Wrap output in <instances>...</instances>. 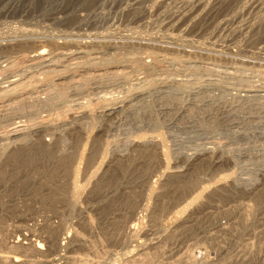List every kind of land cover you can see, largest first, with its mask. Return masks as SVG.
Returning <instances> with one entry per match:
<instances>
[{"label":"rangeland","instance_id":"1","mask_svg":"<svg viewBox=\"0 0 264 264\" xmlns=\"http://www.w3.org/2000/svg\"><path fill=\"white\" fill-rule=\"evenodd\" d=\"M11 1L0 0V264H264V173L237 151L247 147V159L264 160L248 147L264 142V126L247 133L209 118L205 127L218 130L174 134L164 123L153 131L147 124L99 117L103 104L156 84L133 80L151 69L176 75L188 88L226 87L224 102L252 111L257 104L238 102L236 90L264 87V10L244 7L249 0H203L211 5L181 33L167 23L182 0H164L163 12L148 0ZM38 48L47 53L37 56ZM93 83L104 88L92 91ZM49 102L53 107H45ZM83 113L88 121L75 122ZM6 116H22L25 130L9 132L2 123ZM64 120L76 123L75 129L39 134L31 128ZM14 137L20 139L9 142ZM185 140L200 146L177 147ZM205 145H211L208 154ZM36 148L50 158L30 164L40 171L28 179L29 166L12 157ZM57 157L69 160L65 177L53 170ZM46 176L53 179L49 184ZM61 185L66 191L58 199ZM61 232L64 239L54 245ZM57 252L62 260H54Z\"/></svg>","mask_w":264,"mask_h":264},{"label":"bare ground","instance_id":"2","mask_svg":"<svg viewBox=\"0 0 264 264\" xmlns=\"http://www.w3.org/2000/svg\"><path fill=\"white\" fill-rule=\"evenodd\" d=\"M2 1V0H1ZM6 1V0H5ZM14 1V0H13ZM11 1V2H13ZM16 1V0H15ZM20 1V0H19ZM29 1V0H28ZM56 1V0H55ZM63 1V0H62ZM169 1V0H168ZM174 1H178L179 0H174ZM174 1L173 4L175 3ZM209 1V0H207ZM214 3H216L218 1L217 4H219L221 1L223 0H212ZM227 1V0H226ZM235 1V0H234ZM58 2V1H57ZM182 3V5H177L174 4L177 8L178 6L180 7L177 11L176 9V13H174L170 20H168V27L172 26V29L176 28L178 31H182L181 33H183V31L185 30H188V26L190 25V22L192 21V23L194 22L193 21V18L196 16L197 19H198V15L201 14L202 11L204 10H207L206 7L207 6H210V5H207V3L203 0H182L180 1ZM211 2V0H210ZM8 3V1H7ZM56 3V2H55ZM143 3V2H142ZM148 3H149V6H153V8H155L156 10H159L160 12L162 10L160 9H163L164 11V8L167 7V3L166 1L164 0H148ZM181 3H178V4H181ZM170 4V3H168ZM225 4V3H224ZM243 4V3H242ZM144 5V4H143ZM207 5V6H206ZM213 5V4H212ZM215 5V4H214ZM246 5V4H245ZM144 6H147L144 5ZM169 6V5H168ZM172 6V5H171ZM56 7V6H55ZM60 7V6H58ZM141 7H142V4H141ZM175 7V8H176ZM244 7H251V8H254L256 10H258V12L262 9V11L264 10V0H249V3H248V6H244ZM148 9V7H146ZM145 8V9H146ZM151 8V7H150ZM149 8V9H150ZM152 8V9H153ZM174 7H172L173 9ZM174 8V10H175ZM210 8V7H209ZM61 9V8H60ZM146 9V10H147ZM154 9V10H155ZM171 9V10H172ZM240 9V8H238ZM80 10V9H79ZM141 10V8H140ZM139 10V11H140ZM151 10V9H150ZM149 10V12H151ZM168 10V9H167ZM245 10V8H244ZM75 11V9H74ZM77 11V10H76ZM162 11V12H163ZM170 11V10H169ZM144 12V11H143ZM207 12V11H206ZM205 12V13H206ZM224 12V11H223ZM228 12V11H226ZM255 12V11H254ZM257 12V11H256ZM255 12V13H256ZM261 12V11H260ZM147 13V12H146ZM204 13V12H203ZM214 13V12H213ZM264 13V12H263ZM53 14V13H51ZM143 14V13H142ZM150 14V13H149ZM154 14V13H153ZM169 14V13H168ZM259 14V13H258ZM67 15V14H66ZM81 15H82V12H81ZM139 15V14H138ZM141 15V14H140ZM164 15V14H163ZM221 15V14H220ZM260 15V14H259ZM257 15V16H259ZM151 16V15H149ZM207 16V14H206ZM264 16V15H262ZM80 17V16H79ZM159 17V16H158ZM195 17V18H196ZM200 17V15H199ZM202 17V16H201ZM213 17V16H212ZM160 18V17H159ZM210 18V17H208ZM57 19V18H56ZM59 19V18H58ZM151 19V18H150ZM256 19V18H255ZM62 20V18H61ZM162 20V19H161ZM195 20V19H194ZM199 20V19H198ZM207 20V19H206ZM223 20V18H222ZM221 20V21H222ZM245 20V19H244ZM259 20V19H258ZM165 21V20H164ZM167 21V20H166ZM202 21V20H201ZM212 21V20H211ZM224 21V20H223ZM222 21V23H223ZM238 21V20H237ZM252 21V20H251ZM153 22V21H152ZM156 22V21H155ZM161 23V22H160ZM206 23V22H205ZM219 23V22H218ZM216 22V24H218ZM254 23V22H253ZM258 23V22H257ZM157 24V23H156ZM155 24V25H156ZM163 24V22H162ZM165 24V25H167ZM194 24V23H193ZM201 24V23H200ZM220 24V23H219ZM218 24V25H219ZM236 24V23H235ZM241 24V23H240ZM247 24V23H246ZM239 25V23H238ZM258 25V24H257ZM262 25V24H261ZM252 26V25H250ZM199 27V26H198ZM260 27V26H259ZM127 28V27H126ZM157 28V27H156ZM200 28V27H199ZM215 28V26H214ZM241 27H239L240 29ZM255 28V27H254ZM201 29V28H200ZM251 29V28H250ZM129 30V29H128ZM128 30L126 32H128ZM175 30V31H177ZM193 30V29H192ZM197 30V29H196ZM229 30V29H228ZM237 30V29H236ZM235 30V32H236ZM136 31V30H135ZM154 31V30H153ZM177 31V32H178ZM195 31V30H194ZM193 31V32H194ZM198 31V30H197ZM196 31V32H197ZM125 32V33H126ZM217 32V30H216ZM245 32V31H243ZM249 31H247L248 33ZM31 33V32H30ZM156 33H158L156 31ZM168 33V31H167ZM208 33V32H207ZM211 33V32H210ZM237 33V32H236ZM251 33V32H250ZM123 34V33H122ZM128 34V33H127ZM131 34V33H130ZM164 34V33H163ZM178 34V33H177ZM235 34V33H234ZM124 35V34H123ZM126 35V34H125ZM137 35V34H136ZM157 35V34H156ZM161 35V34H160ZM174 35V34H173ZM172 35V36H173ZM180 35V34H179ZM227 35V34H226ZM264 35V34H263ZM33 36V35H32ZM79 36V35H78ZM122 36V35H121ZM170 36V35H169ZM178 36V35H177ZM186 36V35H185ZM210 36V35H209ZM140 37V36H138ZM148 37V36H147ZM171 37V36H170ZM180 37V36H179ZM211 37V36H210ZM256 37V36H255ZM73 38V37H72ZM172 38V37H171ZM170 38V39H171ZM175 38V36L173 37ZM191 38V37H190ZM189 38V39H190ZM224 38V37H223ZM68 39V38H67ZM70 39V38H69ZM120 39V38H119ZM130 39V38H129ZM139 39V38H137ZM166 39V38H165ZM164 39V40H165ZM179 39V38H178ZM208 39V38H207ZM240 39V38H239ZM246 39V37H245ZM253 39V38H252ZM258 39V38H257ZM76 40V39H75ZM173 40H176V39H173ZM172 40V42H173ZM183 40V39H182ZM219 40V39H218ZM228 40V39H227ZM243 40V39H242ZM250 40V39H249ZM132 41V40H131ZM130 41V42H131ZM134 41V40H133ZM136 41V40H135ZM169 41V40H168ZM178 40H176L177 42ZM181 41V39H180ZM247 41V40H246ZM74 42V41H73ZM125 42V41H124ZM129 42V43H130ZM166 42V40H165ZM179 42V41H178ZM77 43V42H76ZM6 44V43H5ZM175 44V43H174ZM194 44V43H193ZM220 44V43H219ZM218 44V45H219ZM249 44V43H248ZM53 45V44H52ZM124 45V44H123ZM183 45V44H182ZM211 45V43H210ZM178 46V45H177ZM195 46V45H194ZM180 47V46H179ZM111 48V47H110ZM183 48V47H182ZM198 49V48H197ZM202 49V48H201ZM207 49V48H206ZM209 49V48H208ZM219 49V48H218ZM12 50V49H11ZM70 50V49H69ZM184 50V49H183ZM218 51V50H217ZM47 53L45 51L44 48H38L37 50V56H41L42 55L44 56V54ZM73 53V52H72ZM32 55V54H31ZM50 56V55H49ZM28 57V56H27ZM36 62V61H35ZM122 62V61H121ZM122 65V64H121ZM146 65V64H145ZM123 67V66H122ZM51 68V67H50ZM48 69V68H47ZM106 70V68H105ZM165 70H167V68H165ZM173 70V69H172ZM136 74V73H135ZM176 74V73H175ZM181 74V73H180ZM183 74V73H182ZM112 75V74H111ZM60 76V75H59ZM179 77H176V75L174 76V74H171L169 72H166V71H161V70H154V69H151V70H146L142 73H139L137 76H135L133 78V80L138 81H146V80H156V84L154 85H150L149 87H146V88H140V89H136L134 91H132L128 96H125L123 98H120L118 99L114 104H103V106L100 108V111H99V117L103 119V121H107L113 117H118L120 120H123V121H130L132 123H134L135 125H138V124H147L149 127H151L154 131L155 128H158L160 123H164V124H167L168 127H172L171 128V132L172 133H194V134H200V133H206V131H208V129L213 132V131H216L218 130V126L215 125V124H212L210 126L207 125V127H205V123L204 121H208L209 118L213 119V120H217L219 119L222 123H224V125L228 128V130H232V129H241L243 132H247L252 130V129H257V127L259 128L262 127L264 125H262L264 123V104H260L259 103V100H262L264 102V87L263 86H247V85H243L242 87H240L239 89L236 90V97L238 100V102H241V101H244V103H248L249 102H252L254 101V103H256L257 107L259 106L260 110L257 111V107L256 108H253L252 111H251V106L249 107L248 106V109H244V108H241L243 106H235L233 104L235 103H229V102H224L222 99V95L224 93H226V91L228 90V88L226 89V87H216L215 85H211V84H207L206 86H199V87H192V88H188L186 87L184 84L180 83L179 82ZM60 79V78H59ZM65 79V78H64ZM95 79V78H94ZM109 79H110V76H109ZM121 79V78H120ZM187 79V78H186ZM230 79V78H229ZM109 81V80H108ZM220 81V80H219ZM236 81V80H235ZM13 82V81H12ZM15 82V81H14ZM57 82V81H56ZM225 82V81H224ZM246 82V81H245ZM97 83V82H96ZM118 83V81H117ZM15 84V83H14ZM137 84V83H136ZM139 84V83H138ZM137 84V85H138ZM142 84V83H141ZM146 84V83H145ZM191 84V83H190ZM189 84V85H190ZM107 85V84H106ZM118 85V84H116ZM147 85V84H146ZM8 86V85H7ZM129 86V85H128ZM193 86V85H192ZM6 87V86H4ZM2 87V88H4ZM104 88V86L100 83V84H95L93 83L92 85H90V89L95 90H99L100 88ZM142 87V86H141ZM191 87V86H190ZM1 88V87H0ZM85 88V86H84ZM81 89V88H80ZM117 89V88H116ZM24 90V88H23ZM106 90V89H105ZM132 90V89H131ZM213 90L216 91H219L220 94H219V97L217 96L216 98H214L213 100H210V99H207V95L209 93H211ZM234 90V89H233ZM34 91V90H33ZM32 91V92H33ZM116 91V90H115ZM24 92V91H23ZM35 92V91H34ZM98 92V91H97ZM100 92V91H99ZM105 92V91H104ZM103 92V93H104ZM112 92V91H111ZM218 92V93H219ZM228 92V91H227ZM22 93V92H21ZM36 93V92H35ZM77 93H73L71 94L72 96H77ZM102 93V94H103ZM107 93V92H105ZM109 93V92H108ZM26 94V93H25ZM229 94V93H228ZM13 95V94H12ZM93 95V94H92ZM95 95V94H94ZM100 95V94H99ZM98 95V97H99ZM233 95V94H232ZM70 96V95H69ZM96 96V95H95ZM124 96V95H123ZM229 96V95H227ZM226 96V97H227ZM91 97V96H90ZM103 97V96H101ZM107 97V96H105ZM189 97V99H184ZM232 97V96H231ZM230 97V98H231ZM50 98V97H49ZM74 98V97H73ZM76 98V97H75ZM113 98V97H112ZM212 98V97H211ZM228 98V97H227ZM229 98V99H230ZM235 98V99H236ZM4 99V98H3ZM64 99V98H63ZM104 97L102 98V101H103ZM42 100V99H41ZM80 100V99H79ZM98 100V99H97ZM232 100V99H231ZM106 101V99H105ZM109 101V100H107ZM186 101V102H184ZM236 101V100H235ZM234 101V102H235ZM2 102V101H1ZM58 102V101H57ZM72 102V101H71ZM243 103V102H242ZM4 104V103H3ZM79 104V103H78ZM239 104V103H238ZM247 104V105H248ZM102 105V104H101ZM255 105V104H254ZM7 106V104H6ZM85 106V105H84ZM96 106V105H95ZM253 106V105H252ZM45 107H53V104L52 102H49V103H46L45 104ZM87 107V106H86ZM85 107V108H86ZM5 108V107H4ZM85 108H82V111L84 109L85 111ZM250 108V110H249ZM8 110V109H7ZM44 110V109H43ZM55 112V109L53 110ZM58 111V110H57ZM80 111V110H79ZM88 111V110H87ZM98 111V110H97ZM75 112V111H74ZM73 112V113H74ZM82 113V112H81ZM96 113V112H95ZM76 114V113H75ZM88 114V113H87ZM263 114V115H261ZM41 115V114H40ZM97 116V115H96ZM37 118V117H36ZM72 118V117H71ZM90 116L89 115H85L83 113L82 117L77 119V120H74L75 122H82L84 120L88 121L87 119H89ZM99 118V120H100ZM204 118V119H203ZM215 118V119H214ZM4 121H2V123H4L5 125V128H8V131H16L18 132L17 130H21V129H24L25 130V121L26 120H22V116H6V118H3ZM40 120V118H39ZM248 120H254V121H257V124L258 125H252L251 124V121H248ZM101 121V120H100ZM116 121V120H115ZM118 122V121H116ZM212 122V121H211ZM32 123V122H31ZM104 123V122H103ZM120 123V122H119ZM123 123V122H122ZM76 123H73V122H68L67 120H64V121H61L60 123H58L57 125L53 126V127H49V126H44L42 123L40 124H37V125H34L32 126V130L34 131H44V130H55V131H63V130H67V129H71L72 126H75ZM81 125V124H80ZM114 125V123H113ZM256 126V127H255ZM113 127V126H111ZM169 127V128H170ZM29 128V127H28ZM77 128V126H76ZM168 128V129H169ZM72 129H75V128H72ZM140 129V128H139ZM143 129V128H142ZM28 130V129H27ZM30 130V128H29ZM48 130V131H49ZM95 130V129H94ZM99 130V129H98ZM150 130V129H149ZM158 130V129H157ZM7 131V132H8ZM9 131V132H10ZM71 131V130H70ZM74 131V130H73ZM93 131V130H91ZM143 131V130H142ZM159 131V130H158ZM66 132V131H65ZM144 132V131H143ZM20 133V132H19ZM18 133V134H19ZM39 133V132H38ZM51 133V132H50ZM76 133V132H75ZM228 133V131H227ZM28 134V133H27ZM29 134H30V131H29ZM33 134V133H32ZM40 134V133H39ZM53 134V133H52ZM79 134V133H78ZM83 134V133H82ZM90 134V133H89ZM100 134V133H99ZM226 134V133H225ZM238 134V133H237ZM241 134V133H240ZM245 134V133H243ZM14 135V134H13ZM170 135V134H169ZM188 135V134H187ZM263 135V134H262ZM9 136V135H8ZM47 136V135H46ZM52 136V135H51ZM103 136V135H102ZM207 136V135H206ZM81 137V136H80ZM181 137V136H180ZM197 137V136H196ZM48 138V137H47ZM188 138V136H187ZM18 139H20L19 137H14L12 139H9L11 141L9 142H15L17 141ZM214 139V138H212ZM6 140V139H5ZM152 140V139H151ZM208 140V139H207ZM206 140V141H207ZM217 140V139H216ZM220 140V139H219ZM77 141V140H75ZM140 141V140H139ZM202 141V140H201ZM213 141V140H212ZM177 142V141H176ZM211 142V140H210ZM216 142V141H215ZM214 142V143H215ZM231 142V141H230ZM87 143V142H86ZM134 143V141H133ZM132 143V144H133ZM219 143V142H218ZM253 143V142H252ZM59 144V143H58ZM131 144V146H132ZM147 144V143H146ZM153 144V143H152ZM207 144H211V143H207ZM221 144V143H220ZM226 144V143H225ZM177 147H180V148H185V149H189V148H192V151L193 149L195 148H198L200 145L198 144V140L197 142L194 140V141H181L180 143L178 142V144H176ZM214 145V144H213ZM216 145V144H215ZM218 145V144H217ZM216 145V146H217ZM224 145V144H223ZM241 145V144H240ZM86 146V145H85ZM84 146V147H85ZM209 146V145H208ZM211 146V145H210ZM207 147L206 145L204 146L203 148V152L205 154H208L211 152V147ZM232 146V145H231ZM37 147V146H36ZM223 146H221L222 148ZM248 147L252 148V147H255L256 148V151L257 152H261L262 154H264V142L263 143H260L258 145H252L251 146L249 145ZM39 148V146L37 147ZM36 148V149H37ZM60 148V147H59ZM216 148V147H215ZM220 148V150H221ZM58 149V148H57ZM123 149V148H122ZM228 149V145L227 146H224L222 148V150H227ZM45 150V149H44ZM43 149H37L35 150V152H26L23 154V156H21L20 154L18 155V153H16L15 155V158L12 157V159H16L17 161H21L23 162V165L24 167H28L30 164L32 163H36L37 160H43V159H49L50 158V153H48L46 150V152L44 151ZM61 150V149H60ZM75 150V149H74ZM82 151V150H81ZM84 151V150H83ZM82 151V153H83ZM214 151V150H213ZM237 151L239 152V156L238 158L241 159L243 162H247L249 163V165H256L258 167V171L264 173V160H261V162H257L256 160H250V159H247V152H249L248 148L247 147H243V148H237ZM51 152V151H50ZM58 152V151H57ZM202 152V151H199V153ZM22 154V152H21ZM124 154V153H123ZM198 154V153H197ZM82 155V154H81ZM80 153H79V158H80ZM199 155V154H198ZM204 155V154H203ZM202 155V156H203ZM21 156V158L19 157ZM74 156V155H73ZM76 156V155H75ZM120 156V154L118 155ZM53 157V156H52ZM77 157V156H76ZM204 157V156H203ZM19 158V159H18ZM58 158V157H57ZM55 160V163H54V166H55V169L53 167V170L55 171V174L57 173V177L59 175L61 176H64L65 173H66V170L68 169L67 167L68 166V159H66V157H63V159H57ZM61 158V157H60ZM65 158V159H64ZM73 158V157H72ZM197 158V157H196ZM237 158V159H238ZM71 159V158H70ZM238 159V160H239ZM13 160V161H14ZM79 160V159H78ZM82 160V159H81ZM11 160V162H13ZM38 162V161H37ZM17 163V162H16ZM39 163V162H38ZM81 163V162H80ZM15 165V163H14ZM38 165V164H37ZM21 166V165H20ZM77 167L76 166V170H77ZM29 171H28V176L27 178L29 179H32L34 176H38L39 174V171L37 169V167H34L33 169L29 166ZM40 168V167H39ZM69 170V169H68ZM26 171V170H25ZM71 171V170H70ZM75 171V170H74ZM25 173V172H24ZM49 173H52V172H49ZM76 173V172H74ZM73 173V174H74ZM27 174V171L26 173ZM44 174V173H43ZM41 175H42V172H41ZM49 175V174H47ZM51 175V174H50ZM52 176V175H51ZM50 176V177H51ZM50 177L46 176L45 178V184L46 182H48L47 184H49L50 182H52L53 179H51ZM65 177V176H64ZM79 177V176H78ZM26 177L24 178L25 180L27 179ZM43 180V179H42ZM34 181V180H33ZM32 180H30V182H33ZM55 181V180H54ZM75 181V180H74ZM29 182V181H28ZM39 182V181H38ZM70 182V181H69ZM42 183V182H41ZM40 184V183H39ZM43 184V183H42ZM69 184V183H68ZM76 184V183H75ZM73 186V185H72ZM100 187V186H99ZM29 188V187H28ZM35 188V187H34ZM38 188V187H37ZM55 188V187H54ZM65 186L61 185L59 187L56 188V194L58 196V199H59V196L64 194L65 193ZM76 188V189H75ZM97 188V186H96ZM33 189V188H32ZM75 190H77V186L74 187ZM99 189V188H98ZM98 189H96L97 191H99ZM34 192H35V189H33ZM73 190V189H72ZM81 191V190H80ZM69 192V191H68ZM76 194H77V191H75ZM54 194V193H53ZM75 194V193H74ZM79 194V193H78ZM71 196V195H70ZM54 197V196H53ZM56 197V196H55ZM75 197V196H74ZM80 197V196H79ZM72 199V197H71ZM80 199V198H79ZM70 200V199H68ZM76 200V198H75ZM74 201V200H73ZM77 201V200H76ZM80 201V200H79ZM71 202V201H70ZM72 205V204H70ZM73 205H75L73 203ZM2 207V206H1ZM13 212H15L13 210ZM58 213V212H57ZM74 213V212H73ZM70 218V217H69ZM87 218H88V215H87ZM50 220V219H49ZM66 221V220H65ZM89 222V221H88ZM1 223V222H0ZM35 224V223H34ZM66 224V223H65ZM91 225V224H90ZM20 226V225H19ZM15 227V226H14ZM21 227V226H20ZM27 227V226H25ZM55 228V227H54ZM57 228V227H56ZM70 229V228H69ZM74 229V228H73ZM62 233V232H61ZM60 235H56V237L54 238L55 241L54 242V245H58L57 241H59L60 239H62V235L63 233ZM74 233V232H73ZM72 233V234H73ZM78 233V232H77ZM75 234V233H74ZM80 234V233H79ZM78 234V236H79ZM82 236V235H81ZM16 237H18V235H16ZM15 237V238H16ZM83 238V236H82ZM87 238V237H86ZM19 239V238H18ZM64 239V238H63ZM62 239V240H63ZM37 240V238H36ZM7 241V240H6ZM5 242V241H4ZM84 243V242H83ZM7 244V242L5 243ZM31 244V243H30ZM36 244V243H35ZM34 245V244H33ZM63 245V244H62ZM18 246V245H16ZM32 246V244H31ZM40 246L42 247V245H39V243L36 244V246L34 245V247H36L37 249L40 250ZM96 246V245H95ZM26 247V246H25ZM33 247V246H32ZM31 247V248H32ZM20 248V247H19ZM44 248V247H43ZM64 248V247H63ZM45 250V249H44ZM62 250V249H61ZM21 251V250H20ZM60 251V250H59ZM43 252V251H41ZM49 252V251H48ZM50 254V253H49ZM65 255V254H64ZM88 255V254H87ZM26 256V255H25ZM39 256V255H38ZM44 256V255H43ZM55 256H57V258H55L54 260L55 261H59L60 259L62 260V258L59 256L58 252L55 254ZM66 256V255H65ZM75 256V255H74ZM78 256V255H77ZM86 256V255H85ZM95 256V255H94ZM27 257V256H26ZM73 257V256H72ZM101 257V256H100ZM99 257V259H100ZM166 257V256H165ZM25 258V257H24ZM65 258V257H64ZM78 258V257H77ZM92 258V257H90ZM182 258V257H181ZM15 259V258H14ZM98 259V260H99ZM96 260V259H95ZM181 260V259H180ZM30 261V260H28ZM49 261V260H48ZM103 261V260H102ZM115 261V260H114ZM198 261V260H197ZM12 262V261H11ZM100 262V261H99ZM6 263V262H5ZM26 263V262H25ZM62 263V261H61ZM68 263V262H67ZM93 263V262H91ZM96 263V262H95ZM28 264V263H27ZM98 264V263H96ZM101 264V262H100ZM113 264H117L116 262L113 263ZM180 264V263H179Z\"/></svg>","mask_w":264,"mask_h":264}]
</instances>
